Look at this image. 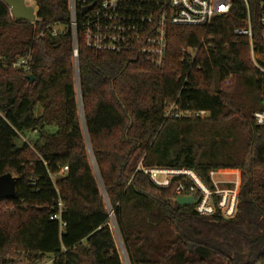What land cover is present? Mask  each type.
Segmentation results:
<instances>
[{
  "label": "trees",
  "instance_id": "16d2710c",
  "mask_svg": "<svg viewBox=\"0 0 264 264\" xmlns=\"http://www.w3.org/2000/svg\"><path fill=\"white\" fill-rule=\"evenodd\" d=\"M32 1L34 24L16 22L0 0V175L18 177L16 197L0 202L10 205L0 208V264H264V125L254 118L264 73L233 33L249 12L264 55L260 0H235L207 30L170 27L162 69L81 39L76 68L69 1ZM206 33L216 50L182 62L181 49ZM29 52V71L15 69ZM172 104L210 116L168 118ZM32 134L34 145L22 141ZM152 168L191 169L211 188V172L240 171L236 216L179 206L177 182L155 186L144 173ZM59 203L61 221L52 219Z\"/></svg>",
  "mask_w": 264,
  "mask_h": 264
},
{
  "label": "built area",
  "instance_id": "2783aa9c",
  "mask_svg": "<svg viewBox=\"0 0 264 264\" xmlns=\"http://www.w3.org/2000/svg\"><path fill=\"white\" fill-rule=\"evenodd\" d=\"M70 30L73 42V56L78 65L79 42L96 52L129 53L144 58L152 66L162 69L167 60L170 27L208 29L215 19L228 16L235 0H68ZM246 5L248 0H243ZM90 8L86 14L83 11ZM260 23L264 29V0H260ZM37 21H39L37 19ZM33 22L32 24L36 23ZM244 26L234 30L237 41L247 40L251 47V58L264 57L254 51L253 30L250 15L243 22ZM62 33L60 28L53 29V35ZM264 40V30L262 33ZM201 50L207 54L216 50L212 35H204L198 47H183L182 62L193 65L199 58ZM32 52L20 57L13 64L15 69L29 71L33 60ZM264 73V66L255 62ZM198 70L202 66H197ZM231 76L225 81L230 84ZM205 111L194 112L180 110L172 104L166 110V117L174 118H207ZM257 125H264V112L255 114ZM68 171L64 168L60 174ZM154 185L159 188H170L177 182L176 194L179 197H194L195 211L200 216L211 217L217 211L224 218L232 219L237 214V196L240 181L231 182V186L221 188L215 178L220 174L213 171L209 174L213 188L208 186L200 176L191 169L152 168L144 169ZM55 176V175H54ZM52 176V180L53 177ZM54 182V181H53ZM198 195V196H196ZM63 203L58 205V213L52 219L61 221ZM63 225V224H62Z\"/></svg>",
  "mask_w": 264,
  "mask_h": 264
},
{
  "label": "water",
  "instance_id": "95a60500",
  "mask_svg": "<svg viewBox=\"0 0 264 264\" xmlns=\"http://www.w3.org/2000/svg\"><path fill=\"white\" fill-rule=\"evenodd\" d=\"M9 8L10 13L14 20L19 23H33L37 21L38 16L34 7L27 6L25 0H2ZM90 8L83 11V15ZM29 79L34 81V77L30 76ZM18 177L12 173L0 175V202L4 200L14 199L17 195ZM179 206L188 207L194 204V197H179L177 199Z\"/></svg>",
  "mask_w": 264,
  "mask_h": 264
},
{
  "label": "rangeland",
  "instance_id": "374dc122",
  "mask_svg": "<svg viewBox=\"0 0 264 264\" xmlns=\"http://www.w3.org/2000/svg\"><path fill=\"white\" fill-rule=\"evenodd\" d=\"M25 1H26V5L27 6L34 7L35 11L37 12V7H36L37 5H35V3L32 0H25ZM252 61H255L256 63L257 62H262L264 64V57L255 58ZM34 134L25 136L24 139H22V141H26L29 144L34 145L33 141L36 139V135H34ZM217 172H219L220 174L215 178V180L219 183V186L221 188L229 187L232 184L231 182H234L237 179H239V181H240V179H241L240 178V171H238V170H228V171L227 170H220V171H217ZM61 176H62V174L55 175L53 177V181H54L55 184L57 182V179L59 177H61ZM0 208H2L3 210H7L8 208H10V205L9 204H2ZM111 226H112L113 232L115 233V237H116V240H117L118 248L121 251H123V245H122V240H121V237H120V233H119V231L117 229V225H116V222H115L113 217H112V225ZM17 264H29V262L26 261V260H21ZM40 264H52L51 257L47 258L46 260H44Z\"/></svg>",
  "mask_w": 264,
  "mask_h": 264
},
{
  "label": "crops",
  "instance_id": "0c3cea01",
  "mask_svg": "<svg viewBox=\"0 0 264 264\" xmlns=\"http://www.w3.org/2000/svg\"><path fill=\"white\" fill-rule=\"evenodd\" d=\"M51 261H52V259H51Z\"/></svg>",
  "mask_w": 264,
  "mask_h": 264
}]
</instances>
